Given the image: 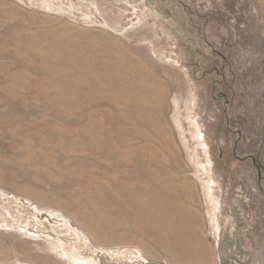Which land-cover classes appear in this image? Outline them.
<instances>
[{
	"label": "rangeland",
	"instance_id": "1",
	"mask_svg": "<svg viewBox=\"0 0 264 264\" xmlns=\"http://www.w3.org/2000/svg\"><path fill=\"white\" fill-rule=\"evenodd\" d=\"M0 264H264V0H0Z\"/></svg>",
	"mask_w": 264,
	"mask_h": 264
},
{
	"label": "bare ground",
	"instance_id": "2",
	"mask_svg": "<svg viewBox=\"0 0 264 264\" xmlns=\"http://www.w3.org/2000/svg\"><path fill=\"white\" fill-rule=\"evenodd\" d=\"M178 254V253H177ZM176 255V254H175ZM178 257L180 258V255H178Z\"/></svg>",
	"mask_w": 264,
	"mask_h": 264
}]
</instances>
